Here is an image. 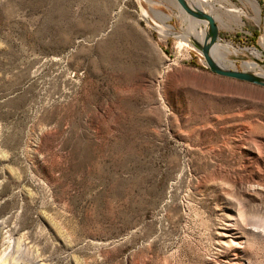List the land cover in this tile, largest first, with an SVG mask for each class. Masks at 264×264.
<instances>
[{
    "label": "rangeland",
    "instance_id": "374dc122",
    "mask_svg": "<svg viewBox=\"0 0 264 264\" xmlns=\"http://www.w3.org/2000/svg\"><path fill=\"white\" fill-rule=\"evenodd\" d=\"M257 1L218 19L237 70L264 69ZM179 13L0 0V264H264V86L212 72Z\"/></svg>",
    "mask_w": 264,
    "mask_h": 264
},
{
    "label": "bare ground",
    "instance_id": "6f19581e",
    "mask_svg": "<svg viewBox=\"0 0 264 264\" xmlns=\"http://www.w3.org/2000/svg\"><path fill=\"white\" fill-rule=\"evenodd\" d=\"M150 2H152V0H149ZM192 3H194L195 5H199V7L201 6V8L205 9V7H208L210 10L207 11L208 13L212 14L214 13L216 15L217 20L219 19V21L221 22V24H223L224 26H228L227 21L224 19V15L223 13L226 14V17H228V21H233L235 22L237 25L241 26L244 24V20H243V15H247V13L234 6H225V3L228 2V0H189ZM214 1L218 2L221 6H223L222 8L216 9V5L214 4ZM249 2V0H247ZM250 2L253 4V6L255 7L257 14L255 16V18L257 19V21H259L260 16H259V3L257 0H250ZM214 6V8H213ZM178 7V6H177ZM179 9V8H178ZM153 13L156 14V16H158L164 23H166V21L168 19L171 18L170 15L166 14L163 11L160 10H152ZM181 12L180 16L185 22H186V28L187 30L192 33V35H195L197 38L200 39V41H202L204 39L205 36V29L200 27L198 21L194 20L193 18H191L190 16L185 15L181 10H179ZM212 12V13H211ZM212 14L214 17L215 15ZM168 26V28H170L171 26L168 24H165ZM252 50V49H251ZM239 51L238 48L236 47H231L229 44H222V43H215L213 48H212V53H213V57L214 60L226 67V68H235V62L234 60L229 58V54L234 52L237 53ZM243 65L245 66V70L249 71L250 68H254L255 67V63L253 62H244ZM257 72L259 75L264 76V69H260V72Z\"/></svg>",
    "mask_w": 264,
    "mask_h": 264
},
{
    "label": "water",
    "instance_id": "95a60500",
    "mask_svg": "<svg viewBox=\"0 0 264 264\" xmlns=\"http://www.w3.org/2000/svg\"><path fill=\"white\" fill-rule=\"evenodd\" d=\"M175 2L179 10L204 26L205 36L202 42L195 38H193V41L200 49L207 66L212 72L264 86V76L259 75L257 72L226 68L214 60L212 48L219 38V26L218 20L212 14L189 0H175Z\"/></svg>",
    "mask_w": 264,
    "mask_h": 264
}]
</instances>
